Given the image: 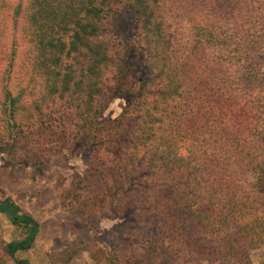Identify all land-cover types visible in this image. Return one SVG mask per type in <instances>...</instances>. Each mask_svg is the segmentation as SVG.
Masks as SVG:
<instances>
[{"label": "trees", "instance_id": "1", "mask_svg": "<svg viewBox=\"0 0 264 264\" xmlns=\"http://www.w3.org/2000/svg\"><path fill=\"white\" fill-rule=\"evenodd\" d=\"M117 98L122 113L103 120ZM57 102L88 135L76 185L115 217L157 227L141 255L115 264H253L264 249V0H0V154L35 151ZM1 216L23 233L4 253L31 264L17 254L39 222L12 198Z\"/></svg>", "mask_w": 264, "mask_h": 264}, {"label": "rangeland", "instance_id": "2", "mask_svg": "<svg viewBox=\"0 0 264 264\" xmlns=\"http://www.w3.org/2000/svg\"><path fill=\"white\" fill-rule=\"evenodd\" d=\"M139 78L140 73L134 70L129 86L135 87ZM125 106L126 101L117 98L103 120L119 117ZM71 115L65 103L57 102L40 122L42 138L35 151L27 148L28 154L14 160L0 154V199L12 198L40 224L34 247L17 257L31 264H115L116 257L141 255L157 227L148 219L135 224L115 217L110 208L94 205L92 188L76 185L87 170L91 152L88 135L77 133ZM41 162L46 165L43 175L38 171ZM22 237L21 230L0 217V264H14L4 253V243ZM263 254L264 249L253 251V264H260Z\"/></svg>", "mask_w": 264, "mask_h": 264}]
</instances>
